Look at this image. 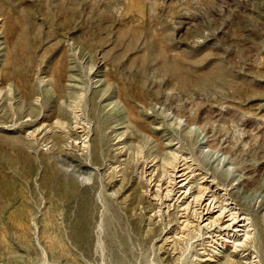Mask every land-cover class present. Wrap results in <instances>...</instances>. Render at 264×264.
Returning <instances> with one entry per match:
<instances>
[{
	"label": "rangeland",
	"instance_id": "374dc122",
	"mask_svg": "<svg viewBox=\"0 0 264 264\" xmlns=\"http://www.w3.org/2000/svg\"><path fill=\"white\" fill-rule=\"evenodd\" d=\"M0 264H264V0H0Z\"/></svg>",
	"mask_w": 264,
	"mask_h": 264
},
{
	"label": "bare ground",
	"instance_id": "6f19581e",
	"mask_svg": "<svg viewBox=\"0 0 264 264\" xmlns=\"http://www.w3.org/2000/svg\"><path fill=\"white\" fill-rule=\"evenodd\" d=\"M83 94V93H82ZM110 98V97H109ZM84 148L88 151L90 150L91 148V144L89 143L88 139L84 138ZM83 141V140H82ZM182 163V162H180ZM191 164V163H190ZM179 165V164H178ZM182 165V164H181ZM183 168L179 169L178 171L181 172L179 175L177 174V176H179V180L177 181L176 180V174H175V177L173 178V186H172V189L170 190L169 189V192H172L174 191V186H176L177 184L183 182V181H186L185 183L189 182V177L191 178H195L196 176L195 175H192V167H191V170L189 169L190 166L187 165V163L185 162L183 164ZM177 167V166H176ZM175 167V168H176ZM172 168V167H171ZM200 169V168H199ZM174 170V169H173ZM194 170V168H193ZM203 171V170H202ZM174 172V171H173ZM192 175V176H191ZM202 175V174H201ZM203 178H205L203 180V182L205 181H208V178L205 177V175L203 176ZM188 179V180H187ZM202 179V178H201ZM194 180V179H193ZM185 183H181V185L179 186H183ZM209 184V183H208ZM214 185V183H213ZM159 186V185H157ZM185 186V185H184ZM188 187V186H187ZM159 188V187H158ZM176 189V188H175ZM183 189V188H182ZM204 189V188H203ZM200 189L199 192L200 194L198 195H195L194 196V199L195 200V205L193 206L192 208V212H195V215L197 216V218L200 220V222H204V225L207 229H209V231L212 233V231H216V229H219L217 230L219 232L218 236L220 235H224L226 236V233H227V236H228V232H224L225 230L224 229H227L228 227H230L231 225H236L235 226V229H233L235 232H237L238 230H241V229H238L239 226H241L242 228L246 227L249 225L248 222H246L249 218L248 217H241L240 219V215L241 214H238V212H235L234 211V208L229 206L230 203H225L224 200H222L218 194L212 190L210 188V184L209 186H206L205 189ZM165 190V189H164ZM188 190V189H187ZM182 192V191H181ZM180 192V193H181ZM190 192V191H189ZM168 193V192H167ZM184 193V192H183ZM172 194V193H171ZM177 194V193H176ZM185 194V193H184ZM167 195V194H166ZM170 195V193H169ZM163 197V196H162ZM172 198V197H171ZM176 198V197H175ZM179 203V202H178ZM179 205V204H178ZM180 206V205H179ZM192 206L191 205H186L184 207V212L185 214L189 213V208H191ZM237 209V208H236ZM235 209V210H236ZM216 211H219V214L217 216V219L212 217V213L216 212ZM238 211V210H236ZM181 214V213H180ZM183 216V215H182ZM185 217V218H184ZM225 217H228L226 220H229V223L227 225H222V223H219V221H223ZM184 220H182L183 222H186V225H189L188 221H187V216L184 215L183 216ZM179 219V218H178ZM192 221V220H191ZM194 222V221H193ZM246 222V223H245ZM193 224V223H191ZM190 224V225H191ZM225 224V223H224ZM204 227V228H205ZM182 230V228H180ZM179 229V231H180ZM232 229V227H231ZM189 230V229H188ZM249 230V228H248ZM251 230V229H250ZM247 233H249L250 231H246ZM185 233V231H184ZM242 234V233H241ZM240 234V235H241ZM181 235V234H180ZM235 234H233L234 236ZM237 235H235L234 239H236ZM230 237V236H228ZM217 238V237H216ZM219 238V237H218ZM222 238V237H221ZM227 238V237H226ZM229 239V238H228ZM250 240H253V237L250 238ZM227 241V239H226ZM230 241V240H229ZM238 243V242H237ZM255 257V256H254Z\"/></svg>",
	"mask_w": 264,
	"mask_h": 264
}]
</instances>
